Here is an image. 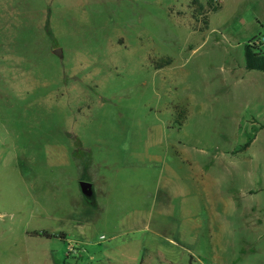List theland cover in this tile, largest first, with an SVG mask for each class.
Listing matches in <instances>:
<instances>
[{
    "label": "rangeland",
    "instance_id": "obj_1",
    "mask_svg": "<svg viewBox=\"0 0 264 264\" xmlns=\"http://www.w3.org/2000/svg\"><path fill=\"white\" fill-rule=\"evenodd\" d=\"M201 26L190 0H0V264H264V72L243 68L264 0Z\"/></svg>",
    "mask_w": 264,
    "mask_h": 264
},
{
    "label": "trees",
    "instance_id": "obj_2",
    "mask_svg": "<svg viewBox=\"0 0 264 264\" xmlns=\"http://www.w3.org/2000/svg\"><path fill=\"white\" fill-rule=\"evenodd\" d=\"M190 6L192 8L193 18L196 22H201L202 26L198 29L199 31H204L208 28V17L211 12H214L220 8V5H213L210 1L202 3L200 0H190ZM243 58H244V69L245 70H257L264 72V50L261 48L253 47L249 43H245L243 48ZM171 61L170 57L160 60L159 62L153 63V68L158 69ZM264 125L262 126V128ZM254 139V136H250L247 140L241 144L239 147L231 151L232 154L244 151L248 148ZM29 236L33 237H44L47 239L50 238H65V232L59 231L58 233H51L46 230L42 231H31L27 233Z\"/></svg>",
    "mask_w": 264,
    "mask_h": 264
},
{
    "label": "built area",
    "instance_id": "obj_3",
    "mask_svg": "<svg viewBox=\"0 0 264 264\" xmlns=\"http://www.w3.org/2000/svg\"><path fill=\"white\" fill-rule=\"evenodd\" d=\"M210 1L213 5H220V0H207ZM249 45L264 50V34H258L248 40Z\"/></svg>",
    "mask_w": 264,
    "mask_h": 264
},
{
    "label": "water",
    "instance_id": "obj_4",
    "mask_svg": "<svg viewBox=\"0 0 264 264\" xmlns=\"http://www.w3.org/2000/svg\"><path fill=\"white\" fill-rule=\"evenodd\" d=\"M54 54L60 56L61 55V50L60 49H55L53 51ZM79 187L80 191L82 192L83 195L90 197L92 195V186L89 182L87 181H80L79 182Z\"/></svg>",
    "mask_w": 264,
    "mask_h": 264
},
{
    "label": "crops",
    "instance_id": "obj_5",
    "mask_svg": "<svg viewBox=\"0 0 264 264\" xmlns=\"http://www.w3.org/2000/svg\"><path fill=\"white\" fill-rule=\"evenodd\" d=\"M244 68V67H243Z\"/></svg>",
    "mask_w": 264,
    "mask_h": 264
}]
</instances>
